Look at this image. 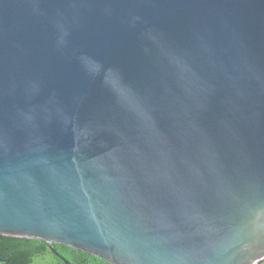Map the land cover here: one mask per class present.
Wrapping results in <instances>:
<instances>
[{"label":"water","instance_id":"obj_1","mask_svg":"<svg viewBox=\"0 0 264 264\" xmlns=\"http://www.w3.org/2000/svg\"><path fill=\"white\" fill-rule=\"evenodd\" d=\"M0 235L264 262V0H0Z\"/></svg>","mask_w":264,"mask_h":264},{"label":"trees","instance_id":"obj_2","mask_svg":"<svg viewBox=\"0 0 264 264\" xmlns=\"http://www.w3.org/2000/svg\"><path fill=\"white\" fill-rule=\"evenodd\" d=\"M48 246L45 241L37 239L0 235V264H63L49 251ZM52 247L69 264H78L80 261L92 264H109L98 257L68 246L53 244Z\"/></svg>","mask_w":264,"mask_h":264},{"label":"flooded vegetation","instance_id":"obj_3","mask_svg":"<svg viewBox=\"0 0 264 264\" xmlns=\"http://www.w3.org/2000/svg\"><path fill=\"white\" fill-rule=\"evenodd\" d=\"M78 264H92V263H86V262L80 261L78 262Z\"/></svg>","mask_w":264,"mask_h":264}]
</instances>
